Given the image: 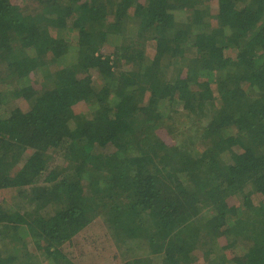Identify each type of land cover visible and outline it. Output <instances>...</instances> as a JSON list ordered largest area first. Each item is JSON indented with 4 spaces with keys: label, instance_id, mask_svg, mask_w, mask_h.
I'll return each mask as SVG.
<instances>
[{
    "label": "trees",
    "instance_id": "16d2710c",
    "mask_svg": "<svg viewBox=\"0 0 264 264\" xmlns=\"http://www.w3.org/2000/svg\"><path fill=\"white\" fill-rule=\"evenodd\" d=\"M4 189L0 264H264V0H0Z\"/></svg>",
    "mask_w": 264,
    "mask_h": 264
},
{
    "label": "rangeland",
    "instance_id": "374dc122",
    "mask_svg": "<svg viewBox=\"0 0 264 264\" xmlns=\"http://www.w3.org/2000/svg\"><path fill=\"white\" fill-rule=\"evenodd\" d=\"M175 127V126H174ZM163 129H160L162 131L161 135L164 136V139L168 141L169 143L175 144L176 140L179 138H184L185 134H178V133H170L168 131V128L161 127ZM173 134L174 136H172ZM17 194V190L14 189H4L0 191L1 197L5 200V203L12 204L15 200V195ZM32 207L34 206L31 205ZM102 218H97L94 222L95 224L88 229L87 232V238L85 240V243L89 246L90 250L92 251L94 258V262L98 264H114L115 260V253L116 251H120L117 246L114 245V241L111 238V235L108 233V227L104 225V223L100 222ZM11 230V229H10ZM89 234V235H88ZM31 237H29L30 239ZM223 242V240H222ZM225 242V239H224ZM226 243V242H225ZM31 245V244H30ZM114 249L113 251L111 250ZM67 250L69 251V247H67ZM121 252V251H120ZM120 254V253H119ZM194 255L198 257V260L193 264H204L206 261L203 258V253L201 250H195L193 252ZM76 257V256H75ZM79 258L77 257V260L79 262ZM45 261L43 264H50L48 257L44 258ZM81 261V260H80ZM161 259L156 257L154 258V264H161ZM82 263V261L80 262ZM116 264V262H115Z\"/></svg>",
    "mask_w": 264,
    "mask_h": 264
}]
</instances>
